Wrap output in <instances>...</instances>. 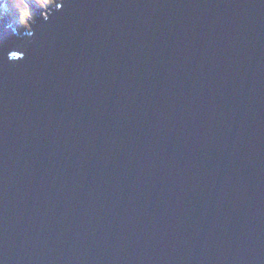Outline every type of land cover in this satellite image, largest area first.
I'll use <instances>...</instances> for the list:
<instances>
[{"label":"water","instance_id":"1","mask_svg":"<svg viewBox=\"0 0 264 264\" xmlns=\"http://www.w3.org/2000/svg\"><path fill=\"white\" fill-rule=\"evenodd\" d=\"M0 11V264H264V0Z\"/></svg>","mask_w":264,"mask_h":264},{"label":"rangeland","instance_id":"2","mask_svg":"<svg viewBox=\"0 0 264 264\" xmlns=\"http://www.w3.org/2000/svg\"><path fill=\"white\" fill-rule=\"evenodd\" d=\"M27 1L37 7H45L57 3L59 0H0V11L22 28L30 27L34 21V13L26 4Z\"/></svg>","mask_w":264,"mask_h":264},{"label":"bare ground","instance_id":"3","mask_svg":"<svg viewBox=\"0 0 264 264\" xmlns=\"http://www.w3.org/2000/svg\"><path fill=\"white\" fill-rule=\"evenodd\" d=\"M17 25H19V24L17 23Z\"/></svg>","mask_w":264,"mask_h":264}]
</instances>
